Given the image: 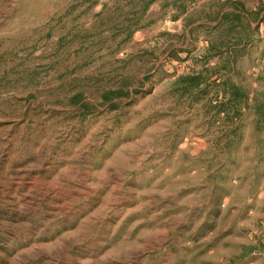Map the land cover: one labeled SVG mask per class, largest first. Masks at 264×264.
Returning a JSON list of instances; mask_svg holds the SVG:
<instances>
[{"label": "rangeland", "instance_id": "374dc122", "mask_svg": "<svg viewBox=\"0 0 264 264\" xmlns=\"http://www.w3.org/2000/svg\"><path fill=\"white\" fill-rule=\"evenodd\" d=\"M201 9L0 0V264H264V22Z\"/></svg>", "mask_w": 264, "mask_h": 264}, {"label": "crops", "instance_id": "0c3cea01", "mask_svg": "<svg viewBox=\"0 0 264 264\" xmlns=\"http://www.w3.org/2000/svg\"><path fill=\"white\" fill-rule=\"evenodd\" d=\"M197 3L198 7L201 6L202 8L199 12L203 13V16L195 19V21H199L195 25L206 30L205 34H209L212 30H218L224 22L231 19L245 18L251 33H253L254 28L252 22H264V12L260 14L261 11H264V0H197ZM254 13L258 18L250 21L248 17ZM177 16L173 17L174 21L179 19ZM185 18L188 17L185 16ZM193 27L194 25L189 29Z\"/></svg>", "mask_w": 264, "mask_h": 264}]
</instances>
